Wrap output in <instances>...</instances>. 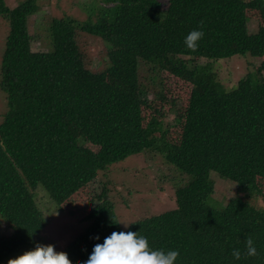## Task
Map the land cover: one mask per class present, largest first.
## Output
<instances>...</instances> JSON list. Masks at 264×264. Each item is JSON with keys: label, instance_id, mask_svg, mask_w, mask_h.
<instances>
[{"label": "trees", "instance_id": "16d2710c", "mask_svg": "<svg viewBox=\"0 0 264 264\" xmlns=\"http://www.w3.org/2000/svg\"><path fill=\"white\" fill-rule=\"evenodd\" d=\"M102 1L108 5L94 19L49 17L52 47L43 50L33 48L29 22L37 0L15 6L0 0V16L9 26L0 65L8 106L0 121V223L19 232L12 242L0 231V264L47 224L38 186L60 210L110 165L143 151L193 176L175 189L177 206L124 228L116 215L104 217V204L112 203L102 181V202L60 250L72 264H83L113 232L128 231L145 237L151 250L178 251L174 264H264V209L251 202L264 180V59L233 89L198 69L201 58H264V0ZM251 8L262 18L255 32L248 25ZM192 30L204 32L196 51L184 44ZM81 31L107 43V65L99 71L85 63ZM142 62L194 78L177 141L152 140L142 110L148 99ZM215 176L237 185L235 196L222 197V208L206 202L218 194ZM249 236L258 252L254 257L243 255ZM234 249L241 259L233 258Z\"/></svg>", "mask_w": 264, "mask_h": 264}, {"label": "rangeland", "instance_id": "374dc122", "mask_svg": "<svg viewBox=\"0 0 264 264\" xmlns=\"http://www.w3.org/2000/svg\"><path fill=\"white\" fill-rule=\"evenodd\" d=\"M5 1L8 5L15 6L22 0ZM37 3L39 9L29 16V22L33 34V48L41 47L43 50L52 47L46 29L49 17L71 16L86 21L94 19L98 9L108 5L102 0H37ZM247 14L250 31H257L262 24L260 12L251 8ZM8 30L7 21L0 16V65ZM78 42L85 52V63L88 68L99 71L107 65L105 61L107 43L102 38L81 31L78 34ZM263 59L244 55H234L220 60L201 58L198 69L207 77L222 83L227 89H233L241 77L256 72ZM139 73L141 83L148 90V99L142 102V110L146 122L150 123L153 129L152 140L154 143H161L162 138L177 141L182 132V112L189 102L194 78L188 73L175 75L166 68L154 69L151 64L143 62L140 64ZM262 75L264 76V71ZM7 108L6 95L0 89V121ZM108 169L107 172L100 174L98 179L78 190L60 210L44 193L43 188L38 186L35 195L47 224L38 237L11 253L6 259V264L9 259H15L33 250L38 243L54 245L55 250L60 252L85 226L83 217L102 202V181L107 182L112 203V206L110 203L104 204V217L109 220L116 215L124 227V224H130L134 220L175 208L177 206L175 189L193 180L191 174L181 172L152 151L131 155L110 165ZM212 180L218 194L208 197L206 202L222 208L226 205L227 198L237 194L236 182L217 176ZM258 187L262 192L259 196L253 197L251 202L264 209V180L259 182ZM0 231L4 239L12 237L10 239L12 242L16 241L19 234L17 229L4 223H0Z\"/></svg>", "mask_w": 264, "mask_h": 264}, {"label": "clouds", "instance_id": "9594fccd", "mask_svg": "<svg viewBox=\"0 0 264 264\" xmlns=\"http://www.w3.org/2000/svg\"><path fill=\"white\" fill-rule=\"evenodd\" d=\"M204 32L192 30L184 39L185 46L190 51H196ZM124 224V223H123ZM129 224H124L127 228ZM99 239V237H96ZM246 248L243 255L254 257L258 255L253 239H245ZM178 251L151 250L145 237L138 232H113L105 237L102 244L97 243L83 264H174ZM234 259L239 260L242 253L239 249L232 252ZM8 264H72L67 253L57 252L54 245L36 244L33 250L27 251L15 259H9Z\"/></svg>", "mask_w": 264, "mask_h": 264}]
</instances>
